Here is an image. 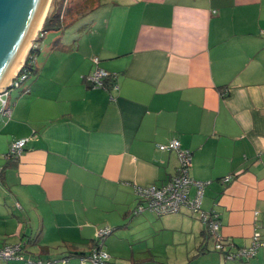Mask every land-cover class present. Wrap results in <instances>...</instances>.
I'll use <instances>...</instances> for the list:
<instances>
[{"label": "crops", "instance_id": "obj_1", "mask_svg": "<svg viewBox=\"0 0 264 264\" xmlns=\"http://www.w3.org/2000/svg\"><path fill=\"white\" fill-rule=\"evenodd\" d=\"M88 19L38 39L35 72L0 113V247L40 236L27 254L58 260L113 228L131 257L107 247L111 264H264V247L249 261L225 254L264 240V0H99ZM97 67L117 89L87 81ZM172 140L207 184L216 238L189 209L134 214L136 188L178 174L177 152L159 149Z\"/></svg>", "mask_w": 264, "mask_h": 264}, {"label": "built area", "instance_id": "obj_2", "mask_svg": "<svg viewBox=\"0 0 264 264\" xmlns=\"http://www.w3.org/2000/svg\"><path fill=\"white\" fill-rule=\"evenodd\" d=\"M37 37L38 39L44 37L42 31L39 32ZM37 48V43H35L33 49ZM35 61L36 58H32V63H35ZM94 63L98 66L99 59L94 58ZM115 78L116 76L114 74L97 67V69L86 79L94 87L107 89V80H113ZM28 79L29 74L27 72H19L13 79L11 88L0 93V113L10 116L11 112L6 108L9 92L12 89L20 88ZM111 88L117 89L118 87L116 83H113ZM28 141L27 138L14 141L10 146L8 153L9 156L15 159L21 156L26 149ZM159 149L163 152H177L180 160L178 174L164 185L153 184L146 187L136 188L139 205L134 210V214L137 215L147 210L157 216H164L180 213L183 209H189L193 212L201 213L200 217L202 222L209 227L210 233L216 238L220 229V223L217 216L214 213H205L201 211L204 190L207 184L196 181L189 175V170L192 165V153L188 150H184L178 140H172L166 145H160ZM230 180L231 178H226L224 181L227 183ZM193 187L196 189V193L192 198L191 189ZM111 231L112 230L106 228L98 232L97 238L99 237L101 239V241L98 240L99 246L94 247L90 256L87 259H83V261L88 260L94 264H106L109 256L103 251L101 246L105 238L111 234ZM218 242L217 249L223 251V243L219 240ZM261 247H264V240L259 233H255L252 239V244L249 248L240 249L236 252H226L225 254L227 259L249 261L256 257ZM22 252L21 245H5L0 247V264H11L12 262L24 261L25 256ZM67 262L68 261L65 260L64 264ZM37 264L45 263L39 261Z\"/></svg>", "mask_w": 264, "mask_h": 264}, {"label": "water", "instance_id": "obj_3", "mask_svg": "<svg viewBox=\"0 0 264 264\" xmlns=\"http://www.w3.org/2000/svg\"><path fill=\"white\" fill-rule=\"evenodd\" d=\"M46 1L0 0V93L11 88V83L15 77L8 86L1 90L13 75L42 14ZM37 41L38 38L36 37L33 42L36 43Z\"/></svg>", "mask_w": 264, "mask_h": 264}, {"label": "trees", "instance_id": "obj_4", "mask_svg": "<svg viewBox=\"0 0 264 264\" xmlns=\"http://www.w3.org/2000/svg\"><path fill=\"white\" fill-rule=\"evenodd\" d=\"M53 3L52 5L54 4ZM99 0H63L62 6L58 12H51L45 20V23L42 28V33L45 36L47 32L54 31V32H64L70 26L76 24L77 22L83 20L86 18L89 14L94 12V9L97 7ZM53 7V6H52ZM44 38V37H43ZM38 49H32L29 52V57L25 61L22 69L20 70V73H25L27 72L29 74V77L33 72H35V63H32V58H36V55L38 54ZM112 83L111 80H107V87L108 89L111 88ZM9 162H15L16 159L13 157H10L9 154H7ZM40 236H36L34 239L29 240L27 245H36L38 244ZM94 247L99 246V241L96 239L94 241ZM26 245V246H27ZM22 250L23 254L25 256L24 262L27 261V264H37L39 261L46 262L47 264H64V261L68 259V262L65 264L69 263L70 257L76 256L80 260L82 259H87L90 254L92 253V250L88 254H72L71 256H67L61 259H43L40 256L34 257L30 256L27 254L26 246L22 245ZM12 264H20L19 262H12Z\"/></svg>", "mask_w": 264, "mask_h": 264}, {"label": "rangeland", "instance_id": "obj_5", "mask_svg": "<svg viewBox=\"0 0 264 264\" xmlns=\"http://www.w3.org/2000/svg\"><path fill=\"white\" fill-rule=\"evenodd\" d=\"M52 3H53V0H52V2H51V6H50V9H49V12H50V10H52V13L53 12H58L59 10H60V8H61V6H62V3H63V0H55L54 1V4L52 5ZM53 6V7H52ZM49 14V13H48ZM90 15V14H89ZM89 15H88V17H89ZM88 17H86V18H84L83 20H84V23H83V20L81 21L83 24H88L89 23V21L91 20V19H88ZM87 22V23H86ZM42 28V27H41ZM72 28H74V25H72V26H70V28H68L66 31H64V32H54V31H50V32H47V36H46V41L47 40H50V39H52L53 37H55L56 35L55 34H60V35H66V36H71V35H73V30L74 29H72ZM72 29V30H71ZM41 30V29H40ZM39 30V31H40ZM39 31L37 32L38 34H39ZM37 33H36V35H37ZM36 37V36H35ZM38 38V37H37ZM34 45H35V43L33 42V44H32V46H31V49L30 50H32L33 49V47H34ZM37 46L39 47V49H38V51H43L44 50V44H43V41L41 40V41H38L37 42ZM28 52H30V51H28ZM29 57V53H28V55H27V57H25V61L27 60V58ZM11 81H12V79H11ZM4 89V88H3ZM3 89H1V90H3ZM14 92V91H13ZM113 219H114V215H113ZM115 220V219H114ZM118 223V222H117ZM103 229H105V228H103ZM103 229H101V230H103ZM109 230H112L111 231V234L109 235V236H107L106 238H105V240L103 241V247H104V252L105 253H107L108 254V256H109V259H108V261L106 262V264H111V263H113V262H115V261H117V260H115V258H114V256L115 257H118L119 259H122V260H129L130 259V246H129V243L128 242H126L125 240H118V239H116V238H118V236H119V232H118V230L115 232V229H113V228H108ZM122 231V230H121ZM116 236V237H115ZM97 240H100L101 241V239L98 237V238H96ZM113 239V241H111V243H110V240H112ZM104 243H105V245H104ZM139 246V245H138ZM107 247H109V249H111V251H112V253H113V255H110L109 254V252L107 251ZM128 247H129V249H128ZM113 248V249H112ZM117 248V249H116ZM92 250V249H91ZM90 250V251H91ZM63 252H65V250H52V255H56L55 257H57L58 256V254L59 255H63L62 253ZM77 259V260H76ZM70 261H69V263L68 264H78L79 263V258H73V257H70V259H69ZM67 261H68V259H67ZM78 261V262H77ZM20 264H27V261L26 262H24V261H21V262H19ZM45 264H47V261L46 262H44ZM81 263H83V264H87L85 261L83 262V261H81ZM12 264V263H11ZM61 264V263H60ZM88 264H94V263H92V262H88Z\"/></svg>", "mask_w": 264, "mask_h": 264}, {"label": "bare ground", "instance_id": "obj_6", "mask_svg": "<svg viewBox=\"0 0 264 264\" xmlns=\"http://www.w3.org/2000/svg\"><path fill=\"white\" fill-rule=\"evenodd\" d=\"M51 1H52V0H47V1H46V4H45L44 9H43V11H42V14H41V16H40V18H39V20H38V22H37V25H36V27H35V29H34L32 35H31V37H30V40H29V42H28V44H27V46H26V48H25V50H24V52H23V54H22V56H21V58H20V60H19V62H18V64H17V66H16V69H15L13 75L10 77V80H9V81H8L3 87H2V89H3L5 86H8V85L11 83V79L14 78V77L16 76V74H17L18 71L20 70L21 66L23 65V63H24V61H25V57H27V55H28V51L31 49V46H32V44H33V41L36 39V37H37V35H38L37 32H38L40 29H42L41 27H43V24H44L45 18H46L47 14H48V11H49V9H50ZM36 33H37V35H36ZM35 36H36V37H35Z\"/></svg>", "mask_w": 264, "mask_h": 264}]
</instances>
